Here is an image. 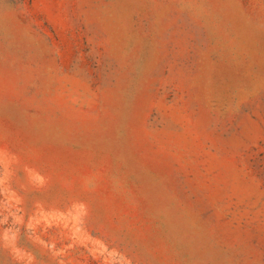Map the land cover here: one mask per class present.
<instances>
[{
	"label": "rangeland",
	"instance_id": "obj_1",
	"mask_svg": "<svg viewBox=\"0 0 264 264\" xmlns=\"http://www.w3.org/2000/svg\"><path fill=\"white\" fill-rule=\"evenodd\" d=\"M0 264H264V0H0Z\"/></svg>",
	"mask_w": 264,
	"mask_h": 264
}]
</instances>
